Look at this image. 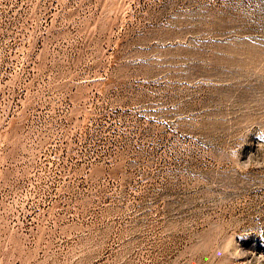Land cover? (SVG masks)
<instances>
[{
	"label": "rangeland",
	"instance_id": "374dc122",
	"mask_svg": "<svg viewBox=\"0 0 264 264\" xmlns=\"http://www.w3.org/2000/svg\"><path fill=\"white\" fill-rule=\"evenodd\" d=\"M0 264H264V0H0Z\"/></svg>",
	"mask_w": 264,
	"mask_h": 264
}]
</instances>
